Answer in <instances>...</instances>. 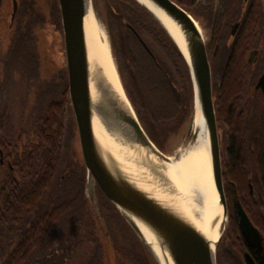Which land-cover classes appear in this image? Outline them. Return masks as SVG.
Instances as JSON below:
<instances>
[{"label": "trees", "instance_id": "1", "mask_svg": "<svg viewBox=\"0 0 264 264\" xmlns=\"http://www.w3.org/2000/svg\"><path fill=\"white\" fill-rule=\"evenodd\" d=\"M174 1L194 18L211 23V1ZM18 2L12 33L0 55V90L1 86L11 90L7 101L0 98V264H155L103 192L96 196V207L85 194L86 168L73 146L78 137L66 67L45 73L49 63L41 58L38 48L37 32H42L48 21L62 30L58 1H48L47 12L37 10L33 0ZM105 3L113 45L136 89L133 101L138 119L163 151L193 112L187 64L143 7L132 0ZM241 5L240 0H220L212 39L219 42L218 57L232 51L224 57L225 63L235 68L231 80L236 79L240 52L263 36L264 6L258 0H249L244 8ZM235 20L240 25L231 37L230 24ZM231 85L229 89L234 88ZM237 155L238 151L233 159L236 173L240 165ZM102 217L120 234L125 244L120 243L121 251L110 237L103 239V229L98 228V222L104 223ZM240 234L230 218L217 247L221 263L225 253L233 255L235 263Z\"/></svg>", "mask_w": 264, "mask_h": 264}, {"label": "water", "instance_id": "2", "mask_svg": "<svg viewBox=\"0 0 264 264\" xmlns=\"http://www.w3.org/2000/svg\"><path fill=\"white\" fill-rule=\"evenodd\" d=\"M57 1L61 17L68 95L76 123L80 151L86 168L85 191L89 201L94 207L97 206L95 194L97 185L135 233L155 264H161V262L153 250V245L146 240L131 216L143 221L152 230L160 251L163 254L168 252L175 264H217V247L227 227L228 213L222 182L219 132L212 96L211 68L206 39L196 19L174 0H132L143 7L164 29L180 51L188 67L193 88V112L188 121V129L192 130V133L187 147L197 137L198 129L194 120L198 104L201 117L208 130L211 172L222 219L220 234L213 251L209 242L196 229L180 219L172 210L162 206L161 202L134 183H142L143 180L137 179L138 181H136L126 172H112L102 161L91 125L90 79L101 91L100 97L104 98V102L107 101V103L115 105L113 118L118 129H121L120 133L123 130V137L134 146L143 149L148 155L155 156V159L152 157L151 163L142 162L139 166L140 171L135 172L149 175L147 182L151 184L154 182L160 186L155 175L156 168L160 163L166 162L167 156L149 138L136 114L131 116L122 111L116 106L114 98L108 96L109 88L105 86V78H101L100 73L97 76L94 75V78L91 77L83 31L85 0ZM260 2L264 6V0H260ZM246 3V0H242V8ZM18 4V0L11 1L10 18L12 20L15 17ZM218 7L219 0H215L210 38L213 37ZM239 24V20L233 24L230 31L231 37L236 34ZM131 29L140 38L132 26ZM177 39L184 43L187 54L181 49ZM142 43L144 44L143 41ZM259 84H262L264 91L262 78L259 80ZM124 124L127 125L125 132ZM119 125L122 128H119ZM0 161L2 162V159ZM238 213L240 216L239 228L246 239L254 243V238L256 235L258 236L257 230L241 206H239Z\"/></svg>", "mask_w": 264, "mask_h": 264}, {"label": "bare ground", "instance_id": "3", "mask_svg": "<svg viewBox=\"0 0 264 264\" xmlns=\"http://www.w3.org/2000/svg\"><path fill=\"white\" fill-rule=\"evenodd\" d=\"M83 31L86 55L91 77L101 75L105 86L109 88L108 96L114 98L116 106L134 116V110L126 97L119 81L110 52L105 32L99 27L91 0H85ZM178 40V39H177ZM179 46L187 54L185 45L178 40ZM99 72H98V71ZM91 125L101 159L112 172H126L136 181L141 190L150 193L162 206L172 210L180 219L196 229L210 244L211 250L220 234L221 212L217 203L209 155V135L204 119L196 105L194 123L197 125L195 141L178 153V158H169L156 168L159 185L147 182L148 176L140 171V164L150 162L152 157L143 149L134 146L120 133L114 116L112 104L104 98L90 79ZM124 132L127 125H125ZM119 128H122L119 125ZM132 174L133 176H131ZM139 177V178H138ZM162 185V186H161ZM137 223L143 236L151 243L161 264H175L168 252L163 254L156 243L155 235L143 221L131 216Z\"/></svg>", "mask_w": 264, "mask_h": 264}, {"label": "flooded vegetation", "instance_id": "4", "mask_svg": "<svg viewBox=\"0 0 264 264\" xmlns=\"http://www.w3.org/2000/svg\"><path fill=\"white\" fill-rule=\"evenodd\" d=\"M5 1L12 0H0V55H2V49L5 48V37L9 40L14 24V19L10 18V10L9 12L5 11ZM197 1H211V16L213 17L215 0ZM246 1L248 2L249 0ZM219 12L220 0L217 18ZM236 22L237 20L230 24V31ZM129 28L131 29L130 25ZM227 45L231 46V43L229 42ZM218 47L219 45L216 44L213 51L214 54L217 52ZM246 48L243 53L240 52L242 55L237 61L236 79L233 77L234 80H231V75H233L231 73L235 69L234 66L229 65L230 62L228 61L225 63L224 60L223 71L219 72L220 84L218 83V88L222 87V89L218 90L217 95L214 94L212 82V73L213 70L216 72L217 61L212 63L208 44L207 53L211 68L212 96L215 113L218 116L217 127L218 130L223 128L221 134L219 131V142L221 140L223 147L221 151L220 146L221 172L228 221L230 218L233 219L241 233V236L237 235L240 251H237L238 254L234 264H264V168L262 167V164L264 166V91L262 84H259L261 78L264 83V41L260 40L253 44H247ZM229 54H232V51L226 50L225 56ZM44 59L45 63L52 65L51 58ZM1 63H3V58L0 56ZM230 84H233L231 85V87L234 86L233 89L228 88ZM24 142L25 140L23 139ZM19 150H21V146ZM236 151H238L237 157H239L240 161L237 173L233 162ZM1 154L2 151H0V156ZM95 194L97 197L100 195V189L97 186L95 187ZM239 206L242 207L258 232V236L256 235L254 238V243L249 242L239 228ZM102 218L104 223L98 222V228L102 227L103 229H100V232L103 233V239L110 237L112 241L116 242L115 247L121 251V245L125 244L121 241L118 231L113 230V227H116L109 220ZM110 226L113 227L111 228ZM223 244L227 246L224 241ZM233 258V255L229 256L228 253H225L221 263L220 257L217 255V263L232 264Z\"/></svg>", "mask_w": 264, "mask_h": 264}, {"label": "rangeland", "instance_id": "5", "mask_svg": "<svg viewBox=\"0 0 264 264\" xmlns=\"http://www.w3.org/2000/svg\"><path fill=\"white\" fill-rule=\"evenodd\" d=\"M33 1H35V8L37 10H40V12H47L48 1H52V0H33ZM105 1H108V0H91L92 6L94 9V13H95V17H96V21H97L99 27L102 28L106 34V37H107V40L109 43V47H110L111 57H112V60H113L119 81L121 83L123 91H124L126 97L128 98L136 116L138 117V114H137L138 109L135 105L136 103L133 101L134 95H136V89L134 87L133 80L130 77L131 75L129 74L127 67L124 66L125 62H122V64H123V66H122L121 62L119 61L120 55L116 53L115 46L113 45V42H112L113 34H111L112 30H111V27H110L109 22H108V8H107ZM10 9H11V1H5V11L9 12ZM195 19H196L201 31L203 32L204 38L206 39V42L208 44L211 61H212V63H213V61L216 63V61H218V59L220 57H218L217 54H214L213 51H214L216 44L219 45V42L217 41V43H216L210 38V33H211L210 26L211 25L207 20H203L201 18H195ZM47 23L48 24H45V27L42 30V32H40V30H39V32H37V34L39 36L38 48H39V51L41 53L42 59L51 58L52 65L51 64L47 65V67H49L48 68L49 72L46 71V69H45V73L51 74L52 69L54 70V68H58L60 66L65 67V53H64V46H63L62 30H58L56 28V26H51L52 23L49 21ZM262 33H263V36H261L260 39L264 41V25H263ZM46 34H48V37H45ZM7 42H8V39L5 37L4 47L7 45ZM49 42H50V44H49ZM222 57L223 58H220V60L218 62V64L220 63V66L216 68V72H215V70H213V73H212L213 90L215 91V95L218 94V89H217L218 83L220 84L219 72L221 73L223 71L222 69H223V63H224V57H225L224 54L222 55ZM126 66H127V64H126ZM42 73L45 74L43 70H42ZM0 92H1L0 93L1 100L7 101V99L9 98L8 96H9L11 90L10 89L6 90V87L1 86ZM13 110L16 112H17V110H19V107L17 106L16 103L13 107ZM76 130H77V128H76ZM221 130L223 131V128H221ZM221 130L220 129L218 130V132L220 131V134H221ZM191 133H192V130L188 129V122L186 121L183 124V127L179 131V133L177 135H175L174 137H172L171 140L169 141V143L166 145L165 149L163 151H161V152H163V154H165L167 156L165 158V161H168L169 158H174V159L178 158V153L187 147V144L190 141ZM77 137H78V133H77ZM78 144H79V140H76L75 144H73V146L75 148L77 147L76 150H77L78 154H81V152L79 150L80 146ZM220 146H221V151H222L223 147L221 144V140H220ZM116 234L119 235L117 232H116ZM216 255H217V252H216Z\"/></svg>", "mask_w": 264, "mask_h": 264}]
</instances>
